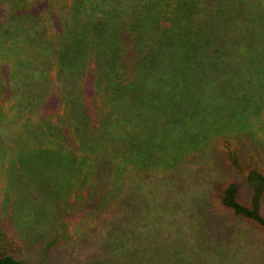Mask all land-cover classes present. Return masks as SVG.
Returning a JSON list of instances; mask_svg holds the SVG:
<instances>
[{
    "label": "trees",
    "instance_id": "trees-1",
    "mask_svg": "<svg viewBox=\"0 0 264 264\" xmlns=\"http://www.w3.org/2000/svg\"><path fill=\"white\" fill-rule=\"evenodd\" d=\"M5 1L0 0V121L42 122L45 136L63 133L57 124L68 122L74 136L86 140L76 152L106 157L110 185L132 184L143 198L151 193L159 202L168 201V177L162 175L164 187L152 190V184L167 173L168 122L178 125L183 130L173 155L189 162L215 144L225 174L217 178L212 198L264 232V145L253 127L247 133L238 129L234 114L261 117L264 62L233 61L235 44L264 39V25L248 31L244 24L254 21L250 16L264 19V0ZM202 121L206 134L199 137ZM122 170L133 179L123 180ZM239 175L250 191L247 201L241 199ZM115 188L102 194L106 202L116 199ZM1 192L3 199L12 196ZM18 201L24 202L22 191ZM146 223L129 237L106 222L92 223L86 234L94 250L81 264H170L182 243L197 248L188 237L176 238L179 223L169 230ZM29 246L0 226V264H29ZM53 254L50 242L42 263Z\"/></svg>",
    "mask_w": 264,
    "mask_h": 264
},
{
    "label": "rangeland",
    "instance_id": "rangeland-1",
    "mask_svg": "<svg viewBox=\"0 0 264 264\" xmlns=\"http://www.w3.org/2000/svg\"><path fill=\"white\" fill-rule=\"evenodd\" d=\"M2 12L4 8L0 3ZM250 19L254 21L244 23L248 31L264 25L263 16H250ZM198 24L203 25L200 21ZM234 48L235 65L264 62V39H248L235 44ZM257 81L263 82L259 77ZM14 110L12 108L8 116L13 115ZM234 114L238 129L241 126L247 133L253 127L257 141L261 140L264 145V111L261 117L253 115L244 120L240 112ZM253 120L262 126L255 127ZM0 123V188L12 193L8 199H3L0 193V226L24 243L31 244L26 253L29 264H81L94 250L86 230L92 223L105 225L104 222L110 227H118L122 236L127 237L132 232L138 236L139 225L144 222L152 230H162L167 225L169 230L172 223H179L182 230L177 231L176 238L188 237L197 248H190L188 241L182 243L176 263L170 264H264V232L234 216L212 198L214 185L220 182L218 177L225 174L215 144H210L192 161L184 162L172 153L175 142L181 140L178 134L183 129L168 122L167 173H159L160 177L152 184V190L164 187L162 175L168 177V187H164L168 190V201L159 202L151 193L150 198H143L132 184L119 181L118 188L114 183L110 185L106 170L112 168H104L106 157L76 152L86 140L77 139L68 122L57 124L63 133L48 135L46 132V136L42 122L27 123L8 118ZM202 131L206 134L203 121L202 128L196 130L199 137ZM175 160L178 163L175 164ZM121 178L133 179V176L122 170ZM236 178L241 185V199L247 201L250 191L241 175ZM110 186L118 195L112 202H106L103 195ZM20 191L24 202L18 201ZM156 193L157 197L161 195L158 190ZM262 210L264 212V203ZM139 241L137 237V245H140ZM50 242H53L54 254L50 262L42 263V254Z\"/></svg>",
    "mask_w": 264,
    "mask_h": 264
}]
</instances>
